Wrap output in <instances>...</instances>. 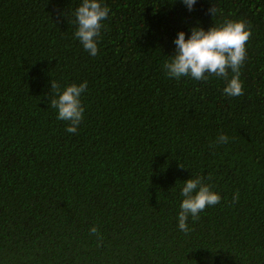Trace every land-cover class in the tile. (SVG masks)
I'll return each instance as SVG.
<instances>
[{
	"label": "trees",
	"instance_id": "obj_1",
	"mask_svg": "<svg viewBox=\"0 0 264 264\" xmlns=\"http://www.w3.org/2000/svg\"><path fill=\"white\" fill-rule=\"evenodd\" d=\"M102 2L92 56L75 37L82 0H0V264H264V0ZM229 19L253 29L243 95L167 76L181 30ZM52 80L88 82L75 134ZM197 176L222 199L185 233Z\"/></svg>",
	"mask_w": 264,
	"mask_h": 264
},
{
	"label": "clouds",
	"instance_id": "obj_2",
	"mask_svg": "<svg viewBox=\"0 0 264 264\" xmlns=\"http://www.w3.org/2000/svg\"><path fill=\"white\" fill-rule=\"evenodd\" d=\"M183 2L191 10L196 0ZM209 11L214 17L218 9L214 6ZM109 12L110 8L102 0H82L75 10L78 24L75 37L92 56L98 54V41L101 30L105 27L103 22L108 18ZM252 32L251 24L244 19H229L222 24H214L207 30L194 27L187 38L185 31L181 30L174 40L175 54L170 55L171 58L164 63L163 68L169 78L177 80L186 76L198 81H206L211 76L223 78L227 82L223 89L224 94L230 97L241 96L244 94L243 81L240 79L241 68L247 59V45ZM87 84V81L72 83L61 91L60 85L51 81L50 107L57 110V119L68 123V133L75 134L84 119L85 108L81 97L87 89ZM228 140L227 135L221 134L217 137L215 145L226 144ZM180 166L184 167L182 164ZM181 196L183 201L180 204L178 226L185 233L190 231L189 217L193 221L198 220L201 212L219 204L222 199L221 195L213 190L212 185L205 182L203 176L186 180ZM238 200L237 190L233 201ZM90 233L98 235V227L93 226ZM101 245L102 238L98 241V246Z\"/></svg>",
	"mask_w": 264,
	"mask_h": 264
}]
</instances>
